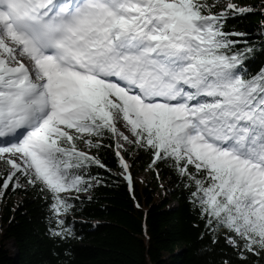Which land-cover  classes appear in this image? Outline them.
<instances>
[{"label":"snow or ice","instance_id":"obj_1","mask_svg":"<svg viewBox=\"0 0 264 264\" xmlns=\"http://www.w3.org/2000/svg\"><path fill=\"white\" fill-rule=\"evenodd\" d=\"M201 0H0V197L26 183L51 193L54 235L86 191L82 170L104 165L77 149L105 131L131 185L120 140L171 160L191 181L210 230L264 250V70L233 50L224 11ZM264 50V49H262ZM30 61V66L24 63ZM114 78V79H113ZM122 82V83H121ZM122 119L133 139L116 127ZM190 166L195 171H190ZM19 174V175H18ZM139 207V205H137Z\"/></svg>","mask_w":264,"mask_h":264},{"label":"trees","instance_id":"obj_2","mask_svg":"<svg viewBox=\"0 0 264 264\" xmlns=\"http://www.w3.org/2000/svg\"><path fill=\"white\" fill-rule=\"evenodd\" d=\"M231 2L252 9L229 13L224 31L244 34L230 37L238 41L233 50L250 44L246 72L259 74L264 70V0ZM84 138L101 146L90 148L81 139L77 149L104 167L82 170L86 191L60 194L72 206L61 217L66 234L54 235L59 229L52 223L51 193L18 174L21 187L0 197V264H264V250L247 252L232 245L223 230H210L193 202L191 181L171 160L154 163L148 149L128 144L120 151L129 165V185L116 155L117 139L108 131ZM8 167L0 161V177ZM190 171L195 170L190 166Z\"/></svg>","mask_w":264,"mask_h":264},{"label":"rangeland","instance_id":"obj_3","mask_svg":"<svg viewBox=\"0 0 264 264\" xmlns=\"http://www.w3.org/2000/svg\"><path fill=\"white\" fill-rule=\"evenodd\" d=\"M207 1H209V0H201V3H207ZM210 1H212V4L220 5V6H226V4L229 2V0H210ZM24 63L28 64L27 58H24ZM116 127L118 128V130L120 132H123L124 135H127L130 140L133 139L131 132L129 131V128L126 125V122H124L122 119H117ZM0 139H3V138H0ZM119 142H120V144L123 145L124 148L128 147V143L124 142L123 140H120ZM125 162L128 164V162L126 160H125ZM10 171H11V169H10V167H8V172H10Z\"/></svg>","mask_w":264,"mask_h":264}]
</instances>
